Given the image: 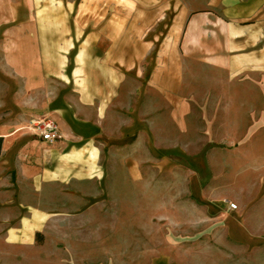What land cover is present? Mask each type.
Here are the masks:
<instances>
[{
	"label": "crops",
	"instance_id": "1",
	"mask_svg": "<svg viewBox=\"0 0 264 264\" xmlns=\"http://www.w3.org/2000/svg\"><path fill=\"white\" fill-rule=\"evenodd\" d=\"M190 64L230 79L264 75V0H0L3 250L36 247L38 233L65 219L17 196L9 205V177L22 185L26 175L37 193L88 183L102 192L151 185L155 174L189 192L199 218L206 210L229 240L262 250L264 126L251 137L256 156L201 147L184 94L199 78ZM46 117L61 135L52 144L31 131Z\"/></svg>",
	"mask_w": 264,
	"mask_h": 264
},
{
	"label": "rangeland",
	"instance_id": "2",
	"mask_svg": "<svg viewBox=\"0 0 264 264\" xmlns=\"http://www.w3.org/2000/svg\"><path fill=\"white\" fill-rule=\"evenodd\" d=\"M189 67L199 75L184 94L195 108L194 136L200 146L248 147L256 156L262 145L252 144L251 137L257 121L264 126V75L230 79L201 64ZM255 167L252 161L243 170L250 176ZM127 183L118 186L126 189L121 191L105 183L101 192L88 183L81 191L60 185L37 193L26 175L22 185L15 175L9 177V205L17 196L65 219L52 224L36 247L12 252L0 245V264H264V246L253 249L229 240L206 210L199 218L198 204L171 178L155 174L151 185ZM17 185L23 190L16 191ZM69 215L82 218L68 220Z\"/></svg>",
	"mask_w": 264,
	"mask_h": 264
},
{
	"label": "built area",
	"instance_id": "3",
	"mask_svg": "<svg viewBox=\"0 0 264 264\" xmlns=\"http://www.w3.org/2000/svg\"><path fill=\"white\" fill-rule=\"evenodd\" d=\"M32 132L35 136L51 144L61 139L57 125L49 117L33 121ZM229 208L235 211L238 209V206L235 203H230Z\"/></svg>",
	"mask_w": 264,
	"mask_h": 264
},
{
	"label": "trees",
	"instance_id": "4",
	"mask_svg": "<svg viewBox=\"0 0 264 264\" xmlns=\"http://www.w3.org/2000/svg\"><path fill=\"white\" fill-rule=\"evenodd\" d=\"M2 148H3V139L2 138H0V154H1V152H2ZM43 241V235L42 234H40V233H38L37 234V240L36 241ZM41 241V242H42Z\"/></svg>",
	"mask_w": 264,
	"mask_h": 264
}]
</instances>
